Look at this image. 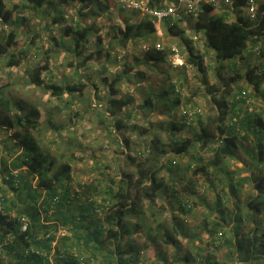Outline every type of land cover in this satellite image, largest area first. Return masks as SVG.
<instances>
[{"label":"rangeland","instance_id":"374dc122","mask_svg":"<svg viewBox=\"0 0 264 264\" xmlns=\"http://www.w3.org/2000/svg\"><path fill=\"white\" fill-rule=\"evenodd\" d=\"M4 1L6 8L12 10V18H26L28 29L22 23H10L6 26L7 29L14 28L17 32L18 43L15 49L22 50V61L18 66H8L7 59L0 58V95L8 101V106L0 105V110L9 116L25 113L29 108L37 111L36 125L31 128L30 137L58 164H69L71 179L68 184L73 211L77 212L76 206L80 207L85 200L84 193L79 192L80 186L84 183L91 184L96 188L93 218L101 221L104 210L112 203L109 198L113 192L109 188H115L114 180L121 177V172L127 166L126 161L121 163L123 156L120 150L124 147L122 139H129L130 152L145 159L146 139L149 134L141 135L140 131L146 127L150 134L157 132L163 147L166 148L167 152L161 162L166 163L171 159L176 161L174 174L176 173L177 180L181 177L182 181H177L176 196L169 195L172 187L170 181H166L170 184L169 188L156 199L152 208L153 214L150 213L147 202L142 201L138 215L125 217L124 222L129 231L125 238L128 237L141 248L138 264H204L202 258L207 254L215 258L214 264H240L236 259L232 239L234 227L245 230L249 222V210L245 203L252 197L254 188L250 183L243 181L242 177L248 169V151L255 149L257 140H263L259 137L258 130L264 132V94H255L252 84L242 77L229 83L232 91L225 99L229 107L225 124L246 115L247 104L244 101L237 102L232 96L240 87L246 88L250 93V103L255 113L252 115L253 125L243 124L235 134L234 154L224 156L219 165L207 164L213 156L210 147L201 148L197 144L185 152H177L171 138L181 141L185 137H193L198 132L199 121L205 123L209 115L215 114L217 108L213 96L220 99L219 94L228 85L230 77L235 74L243 75L255 62L262 59L255 47L249 44L242 56L216 61L213 51L204 47L202 40L191 32V23L184 20L185 22L179 24L189 38V45L193 46L194 52L203 59L207 78L216 90L212 95L201 84V73L194 66L185 64L186 50L182 40L179 37H171L166 27L160 23L155 22L157 31L154 34L133 37L125 46L120 45V28L127 22L138 24L142 14L127 9L118 0H94L90 6L80 11L65 0H52V4H46L42 12L29 9L18 11L13 8L14 4H21L25 0ZM168 2L175 3L176 0H168L166 3ZM59 12L63 13L65 21L53 23V17ZM214 12L220 13V9H215ZM94 20L100 27L97 35L99 39L94 36L82 49L76 50L72 36L63 35V29L75 26L76 21L83 25ZM156 41H161L166 46L178 45L183 64H171L161 72L151 70L141 63L134 68L145 71L148 74L147 80L138 82L124 76L114 84L116 93L113 96L130 100L120 114L124 125L115 132L113 117L105 108L107 100L112 97L110 81L124 69V63L134 64L137 62L136 57L143 58V42H149L146 44L151 45ZM97 52L98 57L85 59L91 54L96 55ZM45 56L48 68L41 73L43 84H30L25 70L44 60ZM80 81H84L90 91H84L82 94L64 92L59 97L53 95L47 87L49 84L64 85ZM262 87L264 89V84ZM163 90L169 92L170 98L179 97V103H165L162 98L157 100V94ZM146 98H150L156 106L152 111L140 107ZM18 104L22 106L21 109H17ZM186 109L193 110L191 112L196 114L193 118H187V121L192 118L189 124L184 122L183 113ZM50 113L51 121L47 119ZM170 121L183 124L182 129L171 134L167 129ZM14 131L19 129L0 125V164L2 161L9 164L22 151L19 140L13 136ZM212 146H215V143ZM20 169L27 170V167L22 166ZM166 170L163 168L158 172V176L164 180L168 176ZM1 173L0 171V182ZM32 184L34 186V179ZM182 184H187L192 192H185ZM231 184L236 186L234 191L229 188ZM43 195L42 190L39 201ZM176 198L181 199L183 207H180ZM112 200L115 202L116 199ZM52 210L53 206L49 210L51 218L43 219L41 223L43 229L55 225L57 230L54 234L57 239L67 227L57 218L60 215ZM101 225L106 226L103 221ZM212 228L213 234L210 232ZM164 230L173 234L177 240L176 245L164 242ZM55 238L47 252L52 263L56 257ZM78 249L71 250L82 263L107 264V261H102L100 255L97 258H86L90 252L86 255L84 248L80 246ZM0 258L5 262L10 255L3 250ZM12 260L17 262L19 258L14 257Z\"/></svg>","mask_w":264,"mask_h":264},{"label":"trees","instance_id":"16d2710c","mask_svg":"<svg viewBox=\"0 0 264 264\" xmlns=\"http://www.w3.org/2000/svg\"><path fill=\"white\" fill-rule=\"evenodd\" d=\"M93 1L65 0V2H70L74 7H77L79 11L90 6ZM167 1L146 0L145 3L148 8H162ZM244 3L245 0H232L231 7L220 6V13H215V6L212 3L202 2L194 17L187 15L188 13H181L178 18L167 16L160 22L161 26L166 27L171 37H179L182 40L181 43L186 50L185 64L194 66L201 73L200 82L204 85L205 90L212 95L216 91L214 84L210 83L207 78V70L202 57L194 52L193 46L189 45V38L185 35V30L179 26L181 22L188 20L191 23V32L202 40L204 47L213 51L216 61L242 56L249 44L255 47L260 58H262L248 68L243 75L235 74L230 77L227 82L228 85L219 94L220 99L213 96L217 108L216 112L209 115L205 123L199 121L198 132L193 137H185L181 141L171 138L177 152H185L189 147L197 144L201 148L210 147L213 156L207 162L209 165H219L224 156H232L235 152L234 137L241 129L240 126L243 124L253 125L252 115L255 113V109L252 106V110L248 111L247 105L246 115L239 116L240 118L233 120L230 124H225L224 121L229 110L225 99L232 91L229 83L242 77L252 84L255 94H264L262 87L264 84V0L259 1L256 16L252 20L247 18L244 13ZM46 4L51 5L52 0H25L21 4H14L13 8L18 11L29 9L33 12H42ZM127 9H131L136 14H142L139 9ZM231 16H234L233 19H230ZM19 19L12 18V10L6 8L4 0H0V58H6L8 66H18L22 61V50L15 49L18 43L17 32L14 28L7 29L6 27L10 23L16 25L22 23L28 29L26 18L20 17ZM139 19L138 24L127 22L123 28H120L118 42L122 47L133 37H146L157 31L155 16L143 13ZM64 21L62 12L55 15L52 20L53 23ZM74 25L65 27L62 33L72 36L76 50L82 49L83 45L92 37L97 36L100 30L96 20L83 25L76 21ZM97 39H99L98 36ZM146 43L149 42H143L142 46L147 45L148 49L144 50L141 46V50L145 54L143 58L136 57L137 62L134 64L124 63V69L114 75L110 81L109 88L112 97L107 100L105 108L113 117L115 132L124 125L120 114L130 103V100L114 97L113 95L116 93L114 84L124 76L130 80L136 79L138 82L147 80L148 74L145 71L134 68L138 64L144 63L147 68L161 72L166 66L172 64L169 61L171 45L166 46L161 42L163 48L159 50L155 47V42H152L151 45ZM176 47L179 49L178 45ZM98 53L96 55L91 54L85 59L98 57ZM107 56H109L108 52ZM233 65H236L235 61ZM47 68L48 62L45 56L44 60L25 70L29 78L28 82L36 86L43 84L44 80L41 73ZM47 87L53 95L59 97L64 92L82 94L84 91H90L84 81L64 85L49 84ZM168 93L167 90L159 92L157 100L162 98L165 103H179V97L170 98ZM233 93L232 96L237 102H245V98H247L250 103V93L246 88L240 87ZM0 105L8 106V101L1 95ZM17 107V109L22 108L20 104ZM140 107L147 109V111L156 108L150 98L144 99ZM191 111L193 110H184L183 117L186 124L191 122L193 115H196ZM36 113L35 109L29 108L25 113H14L9 116L0 110V125L19 129V131H14L13 136L19 140L22 148V151L9 164L3 161L0 164V171L5 173H1L2 181L0 182V255L3 250L10 255V258L5 262L0 258V264H90L88 262L82 263L81 259L73 253L79 250L80 246L85 249L86 255L88 251L90 252L86 258H97L100 255L102 261H107V264H138L141 248L132 243L128 237L125 238L129 232L124 222L125 217L138 215L141 212L142 201L147 202L150 213L153 214L152 208L156 199L169 188L170 184H167L166 181L169 180L171 183L170 196L177 195V181H182L181 177H178L177 180L176 173L174 174V169L177 167L176 161L171 159L166 163L161 162V158L167 151L161 143L160 136L155 131L150 134L146 127L140 131L141 135L149 134L146 139L145 152L147 157L145 159H141L140 155L130 152L129 139H122L124 147L120 150L123 156L121 163L126 161L127 166L125 169L122 168L121 177L114 180L115 188H109L113 192L109 198L112 203L106 207L101 221L98 222L93 218L92 213L95 209L93 206L96 188L86 183L80 186L79 192L84 193L85 200L80 207L76 206L78 210L76 209L77 212H74V206H71L72 199L68 184L71 179L69 164H58L49 154L41 150L39 143L34 138L30 137V130L36 125ZM47 117L51 121L52 113L48 114ZM188 117H192L191 120L187 121ZM258 121L262 125L260 118ZM182 125L170 121L167 129L171 134H174L175 130L182 129ZM258 131L259 137L263 140H257L254 144L255 149L248 151L250 158L247 163L248 169L246 174L241 176L243 181L250 183L254 188L252 197L248 198L245 203L249 210L247 217L249 222L245 230H238L237 226L234 227L232 239L237 254L236 259L240 261V264H264V132L263 130ZM115 139L117 138L115 137ZM213 143L215 146H212ZM22 166H26L27 170L20 169ZM163 168L167 169L166 180L158 176V172ZM13 170L17 172L13 173ZM193 173L195 172L193 171ZM33 179L35 181L34 186L32 184ZM229 188L234 191L236 186L231 184ZM182 189L187 193L192 192L187 184H182ZM42 190L44 195L39 201ZM79 192L75 193L78 194ZM112 198L116 199L115 202ZM176 201L180 207L184 206L181 199L176 198ZM52 206L54 207L53 213H58L60 217H56L60 218L62 224L67 227L64 228L66 231L57 239L54 234L57 227L52 225L50 228L47 226L43 229L41 223L43 219L51 218L49 210ZM102 221L106 226L101 225ZM210 232L213 234L214 229H210ZM163 233L165 243L176 245L177 240L170 231L164 230ZM54 238L56 239L54 246L56 257L55 262L52 263L47 252ZM14 257L19 258V260L13 261ZM185 259L187 260V257ZM202 259L204 264L215 263V258L208 256V254Z\"/></svg>","mask_w":264,"mask_h":264},{"label":"built area","instance_id":"2783aa9c","mask_svg":"<svg viewBox=\"0 0 264 264\" xmlns=\"http://www.w3.org/2000/svg\"><path fill=\"white\" fill-rule=\"evenodd\" d=\"M123 6L127 8H135L139 9L142 14L148 13L156 17L157 23H160L163 18L167 16H171L173 18H178L181 13H188L187 15H191V17L196 16L200 3H212L215 9L220 8V6H225L226 8L231 7L232 0H176L175 3L168 2L162 8H148L146 3L143 0H118ZM260 0H245L243 5L244 13L247 18L254 19L256 16V9ZM156 26V25H155ZM157 28V27H156ZM157 49H162L163 44L159 41L154 43ZM143 49H148L147 45L142 46ZM170 57L169 61L173 65L183 64L182 60L180 59L179 49L176 45L170 46ZM245 103L247 104L248 111L252 110V105L249 103V99L245 98Z\"/></svg>","mask_w":264,"mask_h":264}]
</instances>
